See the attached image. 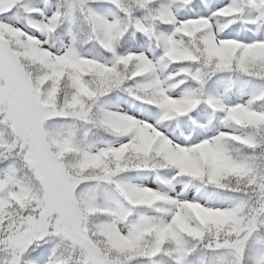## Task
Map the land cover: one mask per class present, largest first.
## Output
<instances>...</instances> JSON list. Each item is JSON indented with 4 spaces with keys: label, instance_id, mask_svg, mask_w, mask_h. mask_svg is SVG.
Listing matches in <instances>:
<instances>
[{
    "label": "snow or ice",
    "instance_id": "snow-or-ice-1",
    "mask_svg": "<svg viewBox=\"0 0 264 264\" xmlns=\"http://www.w3.org/2000/svg\"><path fill=\"white\" fill-rule=\"evenodd\" d=\"M0 264H264V0H0Z\"/></svg>",
    "mask_w": 264,
    "mask_h": 264
}]
</instances>
